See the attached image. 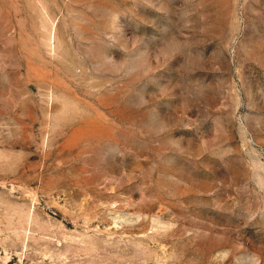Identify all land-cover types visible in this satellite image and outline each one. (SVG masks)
<instances>
[{
    "label": "rangeland",
    "instance_id": "rangeland-1",
    "mask_svg": "<svg viewBox=\"0 0 264 264\" xmlns=\"http://www.w3.org/2000/svg\"><path fill=\"white\" fill-rule=\"evenodd\" d=\"M0 264H264V0H0Z\"/></svg>",
    "mask_w": 264,
    "mask_h": 264
}]
</instances>
